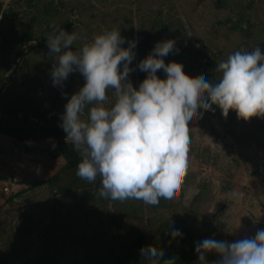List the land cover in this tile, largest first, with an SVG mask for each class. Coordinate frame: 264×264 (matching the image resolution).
Returning <instances> with one entry per match:
<instances>
[{
    "label": "rangeland",
    "instance_id": "1",
    "mask_svg": "<svg viewBox=\"0 0 264 264\" xmlns=\"http://www.w3.org/2000/svg\"><path fill=\"white\" fill-rule=\"evenodd\" d=\"M53 27L77 34L72 50L112 29L127 38L122 47L128 39L138 40L130 64L135 71L129 74L136 88L143 81L136 65L166 40L174 47L163 59L176 63L186 82H217V66L230 54L257 46L264 52V0H0V120L14 127L33 108L44 111L55 100L53 118L35 120L36 140L0 134V264L40 262L54 209L60 229L51 264H133L150 254L199 264L195 246L203 239L231 242L264 228V117L244 121L234 111L225 117L215 106L204 112L187 129L180 192L158 212L135 198L101 197L99 178L90 183L77 168L67 169L57 144L74 145L65 140L61 114L85 79L75 71L53 85L55 58L47 45ZM157 76L166 73L159 69ZM106 95L104 107L110 108L116 95L113 89ZM91 106L82 119H88ZM174 229L182 233L175 239ZM140 235L142 250L136 244ZM206 258L218 260L214 253Z\"/></svg>",
    "mask_w": 264,
    "mask_h": 264
},
{
    "label": "clouds",
    "instance_id": "2",
    "mask_svg": "<svg viewBox=\"0 0 264 264\" xmlns=\"http://www.w3.org/2000/svg\"><path fill=\"white\" fill-rule=\"evenodd\" d=\"M76 39L75 32L53 27L47 36L49 55L55 58L50 74L54 86L62 85L75 71L85 79L65 104L60 126L65 140L81 152L76 174L94 184L99 178L101 197L135 198L147 211L158 212L161 205H172L180 192L187 169V129L204 112L215 106L225 117L230 111L244 121L264 117V52L259 46L235 51L221 61L217 82L190 84L176 63L163 59L172 53L174 41L157 42L136 65L147 73L136 88L129 74L135 71L130 64L138 40L128 39V46L122 47L127 38L112 29L72 50ZM159 69L166 73L165 78L157 76ZM108 89L116 95L110 108L104 107ZM93 103L88 119H82L85 107ZM227 195L235 198L238 194ZM181 235L179 229L171 232L173 239ZM195 251L199 264H264V228L252 237L231 242L205 238ZM210 253L218 260L209 262ZM140 264H175V257L150 254Z\"/></svg>",
    "mask_w": 264,
    "mask_h": 264
},
{
    "label": "trees",
    "instance_id": "3",
    "mask_svg": "<svg viewBox=\"0 0 264 264\" xmlns=\"http://www.w3.org/2000/svg\"><path fill=\"white\" fill-rule=\"evenodd\" d=\"M52 32V30L50 31ZM147 73L141 71L142 79H145ZM55 105V100L52 104L46 106L44 111L39 108H33L29 111V116L21 120L16 126L11 127L5 125L3 121L0 120V134H5L11 137H14L20 141H31L39 138V135L36 133V130L33 126L37 125L35 120H42L45 123H48L53 118V106ZM43 112H46L47 117H43ZM32 118V119H31ZM57 148L60 154L65 157L67 160V169H74L78 167V163L81 161L82 156L78 151L70 144L66 142H58ZM3 177L0 176V180ZM45 182L41 181L35 183L33 187L43 185ZM60 229L59 217L56 209L53 210L51 223L46 227L44 236L42 238V244L44 253L38 264H51V252L55 248V234ZM137 247L142 250L145 244V237L140 235L137 239ZM141 256L135 258L133 264H140Z\"/></svg>",
    "mask_w": 264,
    "mask_h": 264
},
{
    "label": "built area",
    "instance_id": "4",
    "mask_svg": "<svg viewBox=\"0 0 264 264\" xmlns=\"http://www.w3.org/2000/svg\"><path fill=\"white\" fill-rule=\"evenodd\" d=\"M5 189H6V191H8V190H9V188H7V187H6Z\"/></svg>",
    "mask_w": 264,
    "mask_h": 264
}]
</instances>
